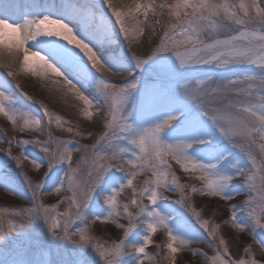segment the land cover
I'll return each mask as SVG.
<instances>
[{
	"label": "snow or ice",
	"instance_id": "1",
	"mask_svg": "<svg viewBox=\"0 0 264 264\" xmlns=\"http://www.w3.org/2000/svg\"><path fill=\"white\" fill-rule=\"evenodd\" d=\"M0 68V117L36 134L0 149V188L30 204L0 209V264H264V0H0ZM21 73L60 85L101 131L33 111Z\"/></svg>",
	"mask_w": 264,
	"mask_h": 264
},
{
	"label": "rangeland",
	"instance_id": "2",
	"mask_svg": "<svg viewBox=\"0 0 264 264\" xmlns=\"http://www.w3.org/2000/svg\"><path fill=\"white\" fill-rule=\"evenodd\" d=\"M119 4H124V0H118ZM166 19V17L164 18ZM157 27V32L159 34L160 29L158 30L159 25ZM147 38V37H146ZM146 38L142 40V43H146ZM158 37H153L152 43L155 44L156 40ZM133 46H136L134 44ZM143 53L146 54V49H143ZM141 53L140 55H144ZM105 76H107V73H103ZM23 76V73L21 74ZM20 77V76H19ZM17 78L18 82L24 87H21L24 93H29L32 94L34 99L31 101H27L23 96V101L25 103L31 104L33 111L40 112L42 114V109L40 108V104L37 102H43L46 104L49 108V110L57 115H60L64 120L70 121L71 125L76 128V126H79V130L87 134L88 131L93 132L94 134H98L101 131V121H99L96 117H94L95 122H89L85 120L82 116V109L84 107L83 103L76 100L71 94H69L68 97L62 98V93L65 89H62L60 85H55L51 83H44L40 84L36 80L33 79V77H28V75H24V78ZM11 79V77L9 78ZM22 79V80H21ZM109 79H116L115 77H109ZM28 95V94H27ZM19 106V105H18ZM52 133L54 136H59L62 139H69L71 138L70 134L62 131L61 129L56 128L55 125L52 126ZM35 133H24L21 134L18 131H15L10 122H8L5 118L0 117V140H4V143H0V149H7L9 148V144L7 143V140L10 139H27L35 136ZM45 137H41V139H44ZM79 140V143L85 144V143H92L91 140L89 139H80L76 138ZM29 151L32 152H38V149L33 148L32 146H28ZM11 150L14 155L18 154L19 149L15 146V143L11 145ZM254 151L257 153V158L259 159V154H258V149H255ZM5 155L4 152H0V157H3ZM79 153L74 154V159L79 158ZM174 168L177 170V174L181 176V182H188V183H193L194 181L188 180L186 177H184L183 173L178 169V166L174 165ZM21 171V169H17L15 167L9 168L6 172H4V175H10L12 177H15L16 173ZM23 171L27 172L29 177H31L34 181H38L41 177L40 174H38L33 168L32 165L28 161L23 162ZM144 179L143 176L138 177L136 183L140 184V182ZM19 183V181H17ZM198 183V182H196ZM25 191L26 196L30 197L31 192L27 190V185L24 184L22 189ZM61 195H67L66 193H62ZM127 195V193L125 194ZM170 198L172 200L177 199L178 197L174 194L168 193ZM60 197L56 195H51V196H44L43 200L45 204H51L58 200ZM124 197L122 196L121 199ZM242 199V197H237L236 201L234 202H239V200ZM195 206L197 210H200L201 207H203L206 204V199L202 197H195ZM213 203H219L218 201L213 202ZM30 206L29 201L25 199L24 197H18L17 195L13 193H9L3 188H0V209H8V212L11 213L18 207H28ZM67 205L61 206V211H63ZM4 213H0V215H3ZM228 216V213L226 211H223L221 209L220 214L215 217L216 222H220L223 219H225ZM205 217L206 218H212L211 217V210L205 211ZM125 222V221H122ZM126 223V222H125ZM225 234L228 235L230 234V229H225ZM117 230L112 227L109 228L107 231L104 232L105 237L107 238L108 236H112L113 238L116 236ZM166 239V235L163 231H158L157 234L154 236V240L157 243H162ZM241 240H246L250 241V237L244 235L240 237ZM193 247H202L204 251H208L207 247L201 244H194ZM149 252L155 253L157 249L150 247L148 249ZM233 252L234 254L236 253V249L233 246ZM159 259V257H157ZM181 261H183V264H189V262L193 259L185 253L181 258ZM162 264H166V262H162Z\"/></svg>",
	"mask_w": 264,
	"mask_h": 264
},
{
	"label": "bare ground",
	"instance_id": "3",
	"mask_svg": "<svg viewBox=\"0 0 264 264\" xmlns=\"http://www.w3.org/2000/svg\"><path fill=\"white\" fill-rule=\"evenodd\" d=\"M49 2H51V0H49ZM91 2L94 3V4H96V5H100V4H101V0H91ZM131 2H132V0H124V4H123V5L130 4ZM157 2H159V0H157ZM169 2H172V0H169ZM113 3H114V5L117 6V7H119L120 5H122V4H119V3H118V0H113ZM159 29H160V26L158 27V30H159ZM160 31H161V29H160ZM160 31H159V33H160ZM148 35H150V33L146 31V33H145V38H146ZM142 44H143V43H142ZM142 44H136V46H132V50H133V51H136L138 54L143 53V52H144V51H143L144 47H142ZM143 54H145V53H143ZM13 70H16V67H15V66L13 67ZM5 71H6L5 69L0 68V72H5ZM21 74H22V73H21ZM102 74H103V73H102ZM24 75H28V77H29V76H30V77H33V79L36 80V81H37L38 83H40V84H44V83H46V84H48V83L54 84V83L52 82V80L49 79V78H44V79L42 80L40 77H35V76H32L31 74H28V73H23V76L20 75L19 78H21V77L24 78ZM103 75H104V74H103ZM21 80H22V79H21ZM55 85H57V84H55ZM20 86H21V87H24V86L22 85V82H21V85H20ZM27 94H28V96L32 97V99H34V97H33L32 94H29V93H27ZM14 98H15V97H14ZM22 99H23V97L20 96V101H21V102H24ZM24 103H25V102H24ZM33 109H34V108H33Z\"/></svg>",
	"mask_w": 264,
	"mask_h": 264
}]
</instances>
